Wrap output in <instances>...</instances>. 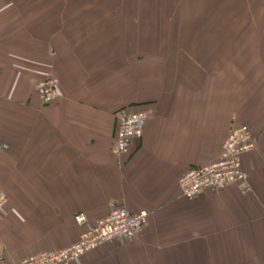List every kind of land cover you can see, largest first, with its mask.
<instances>
[{
  "label": "crops",
  "instance_id": "1",
  "mask_svg": "<svg viewBox=\"0 0 264 264\" xmlns=\"http://www.w3.org/2000/svg\"><path fill=\"white\" fill-rule=\"evenodd\" d=\"M209 1L0 0V264L70 247L116 208L147 225L77 264H264V0H226V17ZM49 77L60 96L44 105ZM134 111L144 135L116 157ZM241 125L256 139L249 190L185 199L180 178Z\"/></svg>",
  "mask_w": 264,
  "mask_h": 264
},
{
  "label": "built area",
  "instance_id": "2",
  "mask_svg": "<svg viewBox=\"0 0 264 264\" xmlns=\"http://www.w3.org/2000/svg\"><path fill=\"white\" fill-rule=\"evenodd\" d=\"M37 94L44 105L59 99V81L49 77L37 85ZM146 114L141 111L122 113L118 118L113 154H127L135 140L144 135ZM256 143L250 128L241 125L234 128L222 144L219 160L194 167L179 180L183 197L196 199L203 191L218 193L236 187L246 193L249 190L248 176L243 169V158L253 152ZM8 198L0 188V212ZM79 226L87 224L83 214L75 217ZM148 214L144 211L132 213L126 208L113 209L95 226L85 229L80 239L60 251H42L24 258L19 264H77L81 258L102 246L118 239H133L147 225Z\"/></svg>",
  "mask_w": 264,
  "mask_h": 264
},
{
  "label": "rangeland",
  "instance_id": "3",
  "mask_svg": "<svg viewBox=\"0 0 264 264\" xmlns=\"http://www.w3.org/2000/svg\"><path fill=\"white\" fill-rule=\"evenodd\" d=\"M142 5L145 8V10H148L149 9L148 11H156V12L159 11V10L162 11L164 8L165 9L163 10V12L164 11H167L168 8H169V6H170V4L162 5V4H155V3H152V4H142ZM203 5H205V6H203ZM202 6H203V8H201V9L204 11V13L205 12H207L208 14H211V12L218 13V11H214L217 8V9H219V11L222 10L225 13V17H226V15L229 12H231V11L233 12V10L235 8V4H231L230 5V4H228L227 1H226V3L223 2V0H217V2L215 0H210L208 3H204L200 7H202ZM196 7H197V5H196ZM236 8H238V5H236ZM238 10H237V12H238ZM242 12L243 11H240L237 14V19L235 21L236 22V25H235L236 28L235 29H239L241 26H247V24H245V23L242 24V20L241 19H238L239 16H242ZM213 20H214V18H213ZM213 20H201V22L200 21H198V22L199 23H203L206 26L208 22L213 21ZM229 22H230V26H231L232 20L229 19ZM221 23L223 24V26H227V20L226 19H224L223 21H221ZM236 32H238V30H236ZM235 37H236V35H235ZM203 38H204V41L207 39V37H203ZM231 39H232V37L229 38V41H231Z\"/></svg>",
  "mask_w": 264,
  "mask_h": 264
},
{
  "label": "trees",
  "instance_id": "4",
  "mask_svg": "<svg viewBox=\"0 0 264 264\" xmlns=\"http://www.w3.org/2000/svg\"><path fill=\"white\" fill-rule=\"evenodd\" d=\"M46 79V78H45ZM44 80V79H43ZM58 101V100H57ZM253 134V133H252ZM253 137H254V135H253ZM141 140V139H140ZM254 140H255V143H256V139H255V137H254Z\"/></svg>",
  "mask_w": 264,
  "mask_h": 264
}]
</instances>
